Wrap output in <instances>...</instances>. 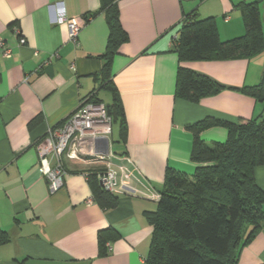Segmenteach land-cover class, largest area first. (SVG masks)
Returning a JSON list of instances; mask_svg holds the SVG:
<instances>
[{"label": "crops", "instance_id": "obj_1", "mask_svg": "<svg viewBox=\"0 0 264 264\" xmlns=\"http://www.w3.org/2000/svg\"><path fill=\"white\" fill-rule=\"evenodd\" d=\"M242 1L252 0H116L128 40L110 69L125 129L121 132L119 119L112 123L115 137L112 129L108 151L132 158L133 178L117 194L115 207L104 209L92 200L86 175L104 166L63 154L64 185L50 193L36 148L48 128L90 94L106 106L112 101L99 77L98 55L109 33L101 0H0V39L11 48L9 56L0 49V264L145 263L152 233L146 212L155 210L156 201L145 195L144 182L159 189L167 168L194 171L187 126L207 116L236 123L262 113V104L239 89L259 82L264 51L249 58L180 62L171 49L182 17L192 11L214 17L221 40L244 34ZM57 2L67 18L81 23L76 42L69 40L66 23L56 20L58 10L51 5ZM22 38L26 42L19 45ZM178 65L209 76L223 89L197 102L177 97ZM102 89L110 94L104 102ZM200 137L225 141L227 130L212 126ZM254 177L264 190V165L254 168ZM100 231L105 254H100ZM237 264H264V223L240 250Z\"/></svg>", "mask_w": 264, "mask_h": 264}, {"label": "trees", "instance_id": "obj_2", "mask_svg": "<svg viewBox=\"0 0 264 264\" xmlns=\"http://www.w3.org/2000/svg\"><path fill=\"white\" fill-rule=\"evenodd\" d=\"M101 3L109 33L105 50L98 55L103 61L100 84L112 95L106 106L111 122L119 119L124 132L122 105L110 66L120 45L128 40V33L120 23L116 0ZM260 4L264 5V0L240 2L245 32L227 40L220 39L214 17L200 18L195 11L185 14L171 49L180 62L259 54L264 51ZM88 15L84 18L93 14ZM222 89L209 76L178 65L177 97L197 102ZM239 90L261 103L262 113L236 123L207 116L187 126L193 135L190 160L196 166L191 174L166 169L163 184L156 189V208L146 212L152 233L144 264H237L240 250L264 223V190L254 177V168L264 165V69L257 84ZM94 97L89 96L100 102ZM212 126L226 128L225 141L207 143L200 137L203 130ZM86 175L92 200L104 209L115 207L118 195L100 186L97 172ZM104 231L98 235L100 254L107 250ZM3 235L0 231V240Z\"/></svg>", "mask_w": 264, "mask_h": 264}, {"label": "built area", "instance_id": "obj_3", "mask_svg": "<svg viewBox=\"0 0 264 264\" xmlns=\"http://www.w3.org/2000/svg\"><path fill=\"white\" fill-rule=\"evenodd\" d=\"M61 2L52 4L58 10L57 22L67 25L68 37L77 41L81 23L76 18H67L60 7ZM176 38L174 34L173 39ZM20 39L19 45L25 44ZM0 49L4 56L11 54V48L0 39ZM112 122L108 109L102 102L85 98L77 108L57 126L48 128L44 137L37 143L38 168L45 177L50 193L64 185L66 169L63 166V154L70 158L104 166L97 173V180L105 190L118 194L125 191V186L132 180L129 166L133 165L130 156H118L105 149L112 145L110 136ZM107 140V142L105 141ZM116 161V162H115ZM128 163L124 165L122 162ZM145 195L154 201L159 199L158 191L149 182H144Z\"/></svg>", "mask_w": 264, "mask_h": 264}, {"label": "rangeland", "instance_id": "obj_4", "mask_svg": "<svg viewBox=\"0 0 264 264\" xmlns=\"http://www.w3.org/2000/svg\"><path fill=\"white\" fill-rule=\"evenodd\" d=\"M264 8H263V5L262 4H260V12H261V16H262V25H263V29H264ZM101 96H100V98H101V100L104 102V101H106V97H107V99L109 100L110 99V94H109V92L108 91H106V90H101ZM106 96V97H105ZM115 128H116V126L115 125H112V129H113V133H112V138H114L115 136H114V133H115ZM89 163H91V162H89Z\"/></svg>", "mask_w": 264, "mask_h": 264}, {"label": "water", "instance_id": "obj_5", "mask_svg": "<svg viewBox=\"0 0 264 264\" xmlns=\"http://www.w3.org/2000/svg\"><path fill=\"white\" fill-rule=\"evenodd\" d=\"M107 142V140H105ZM108 151V148L105 149V153Z\"/></svg>", "mask_w": 264, "mask_h": 264}]
</instances>
